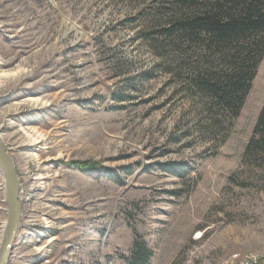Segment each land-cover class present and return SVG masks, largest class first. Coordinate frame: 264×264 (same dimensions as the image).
Listing matches in <instances>:
<instances>
[{
    "label": "rangeland",
    "instance_id": "1",
    "mask_svg": "<svg viewBox=\"0 0 264 264\" xmlns=\"http://www.w3.org/2000/svg\"><path fill=\"white\" fill-rule=\"evenodd\" d=\"M161 4L0 0V141L21 202L9 264H124L135 233L148 264H264V155L242 157L264 56L239 115L215 111L149 41Z\"/></svg>",
    "mask_w": 264,
    "mask_h": 264
},
{
    "label": "trees",
    "instance_id": "2",
    "mask_svg": "<svg viewBox=\"0 0 264 264\" xmlns=\"http://www.w3.org/2000/svg\"><path fill=\"white\" fill-rule=\"evenodd\" d=\"M161 1L159 13L166 20L149 41L170 46L171 71L182 77L183 87L207 98L215 111L236 118L264 56V0ZM263 155L264 101L242 157ZM158 165L179 173L174 166ZM151 256L152 250L135 233L130 254L123 260L148 264Z\"/></svg>",
    "mask_w": 264,
    "mask_h": 264
},
{
    "label": "water",
    "instance_id": "3",
    "mask_svg": "<svg viewBox=\"0 0 264 264\" xmlns=\"http://www.w3.org/2000/svg\"><path fill=\"white\" fill-rule=\"evenodd\" d=\"M0 172L3 176L7 217L0 243V264H9L21 220L20 183L12 159L0 141Z\"/></svg>",
    "mask_w": 264,
    "mask_h": 264
},
{
    "label": "bare ground",
    "instance_id": "4",
    "mask_svg": "<svg viewBox=\"0 0 264 264\" xmlns=\"http://www.w3.org/2000/svg\"><path fill=\"white\" fill-rule=\"evenodd\" d=\"M3 75L4 74L0 75V77H3ZM0 81H1V78H0ZM27 100L28 101L16 103V105H13V107L16 108L15 106H17V104H24V105L31 106V107L38 106V105L41 106L45 104V101L43 99L39 100V98L27 99ZM16 133L21 135L22 137L20 141L21 143H27L34 148H39L40 146L39 144H41L43 141V135H41L40 132H38L36 129H33V128L19 127L16 130ZM32 156H35V155H32ZM39 178H42V177H39ZM5 223L2 222L0 226L1 227L0 228V243L4 236Z\"/></svg>",
    "mask_w": 264,
    "mask_h": 264
}]
</instances>
